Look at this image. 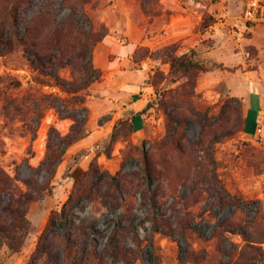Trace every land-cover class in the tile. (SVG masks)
Instances as JSON below:
<instances>
[{"label":"trees","instance_id":"trees-1","mask_svg":"<svg viewBox=\"0 0 264 264\" xmlns=\"http://www.w3.org/2000/svg\"><path fill=\"white\" fill-rule=\"evenodd\" d=\"M92 1L44 0L39 11L28 18L27 14L35 0H0V55L20 51L29 66L37 71L39 83L57 86L63 92V95L47 93L39 98H5L1 114L23 123H26L28 116L33 115L32 120L38 125L45 110L52 108L60 119L72 120L66 134L50 127L46 155L37 167H30L25 160L26 166L32 170L31 177L12 176L0 164V264L3 255L12 256L22 251L33 228L29 217L31 204L43 200L45 192H52L51 181L67 149L89 134L90 108L86 103L89 89L104 73L94 63V48L109 33L104 23L96 26L88 14L86 6ZM152 1L155 0H139L142 10L149 17L159 15L162 10L158 0V10L153 11L150 8ZM64 9L68 11L67 14L58 17L59 11ZM215 21L216 18L207 13L200 29L208 28ZM167 56L171 66L170 74L173 78H178L181 74L186 79L183 84L186 91L181 93L182 98L176 102L167 104L163 97L160 99L167 115L166 136L151 142L152 149H146V144L150 142L146 139L140 145L132 144L131 147L141 151L140 170L133 173L118 171L113 174L101 167L98 158L102 155L111 158L114 145L130 137L132 122L127 118L118 119L110 134L101 142L104 149L94 152L87 169L74 179L61 208L50 212L27 264H108L109 259L114 263L124 264H135L138 260L162 264V256L158 253L159 245L155 241L156 235L184 241L186 247L181 251L186 254L185 260L204 264L208 252L204 246L196 249L192 238V233H195L199 239H203L196 228L197 214L192 210L196 203H191L184 192L179 194L180 187L198 195L200 186L207 185L209 190L216 192L219 206L243 202L249 210L256 207L258 211L252 227L260 223L258 219L264 221L262 208L257 207L259 201L244 200L239 193L228 192L216 174L218 162L211 152L213 140L206 142L204 139L208 119L195 109L191 101L193 93L188 90V85H194V78L201 71L210 69L207 63L211 61L203 57L196 47L182 54H177L173 49ZM62 69H69L71 78H65L61 74ZM226 101L225 106H229L231 100ZM149 107H154L153 102ZM8 109L12 110L13 115L8 113ZM184 110L189 111L188 114L194 116L200 125L199 137L194 141H182L183 132H180V128L187 116L183 115ZM34 134L36 135V131ZM152 150H162L163 153L166 152V157L164 155L165 158L158 161L152 156ZM167 155L179 157L181 162V169L176 170L178 184L169 182L170 186H165L170 181L168 171L171 169L167 164ZM40 178L43 179L42 183ZM137 194L141 198V205L148 207V220L151 222L147 248L137 232L133 201ZM166 196L172 198L169 205L171 214L158 216L155 210ZM95 201H100L112 210H119L118 220L101 250L98 249V239L92 236L98 233L93 219L86 217L75 221L77 211L85 203ZM225 224L219 222L216 226L215 251L220 259L216 263L208 261L207 264H224L222 259L226 254L230 257V264L238 253L236 245L233 244V251L224 249L222 245L223 241H228L225 232H235L227 229ZM237 231L245 233L242 228ZM130 237L133 245H128ZM263 239L259 241L262 242ZM247 240L244 248L248 249L249 256L244 264H264V251L252 245L255 240H251L250 236Z\"/></svg>","mask_w":264,"mask_h":264},{"label":"rangeland","instance_id":"rangeland-1","mask_svg":"<svg viewBox=\"0 0 264 264\" xmlns=\"http://www.w3.org/2000/svg\"><path fill=\"white\" fill-rule=\"evenodd\" d=\"M157 1L151 2L150 8L153 11L158 10ZM43 2L44 0H35L34 6L27 14L28 18L39 11ZM211 2L224 10L230 18L228 29L221 31L220 35L221 43L229 47V51L234 50L232 61L228 65H223L208 59L211 61L207 63L210 69L201 71L194 78V85H188V90L193 93L191 101L194 103L195 109L208 119L204 139L206 142L213 140L211 152L218 162L216 174L225 184L228 192H237L244 200L259 201L257 207H261L262 214H264V120L255 122L253 126L252 123L248 125L249 113L246 101L248 95L234 94L229 86V83L234 87L242 86L241 82H243L244 92H248L249 86L247 78H245L247 71L251 75L257 76L264 86V25H255L244 21L242 18L244 0H212ZM86 10L96 26L104 23L108 27V34L114 35L120 42L129 41L125 28L128 19H133L136 23L139 21L140 27L144 29V34L146 33L150 38L138 43L128 62V68L130 67L131 70L134 68L136 70L146 69L144 71L146 73L145 82L151 86V92L154 95L152 101L154 107L151 112L153 117L145 126V133L142 136L144 138H140L142 140L136 142L138 135H134L132 131L130 137L127 135V140L119 141L114 145L111 158H107L105 155L98 158L101 167L113 174L118 171L138 172L141 167L142 155L139 148L131 147L132 144L140 145L146 139L150 141L146 144V149H152L151 142L159 141L166 136L167 115L164 107L160 104V99L163 97L167 104L176 102L182 98L181 93L186 91V88H183L186 79L181 74L178 78H173L170 74L171 66L167 56V53L173 49L177 54H182L177 51L179 43L156 45L152 36L158 29L162 18L155 21L154 16L156 15L147 16L142 10L139 0H93L86 6ZM67 12L66 9L59 11L58 17L65 16ZM127 12L128 14H126ZM142 13L146 15V18L140 20ZM137 33V31H133L131 35L136 38ZM99 43L94 48V54ZM212 46V42L206 38L198 49L204 57L206 50ZM101 59L98 57L96 59L94 56L96 66L101 62ZM37 74V71L32 69L22 57L20 51L17 50L5 56L0 55V75L2 76V78L0 76V164L12 176H19V178L31 177L32 170L26 166L25 160L30 167L35 168L45 158L50 127L53 126L62 134H66L72 123L71 119H60L52 108L45 110L38 125L33 122V115L28 116L26 123H23L19 119L7 118L1 114V106L5 98H39L47 93L63 95L59 87L45 86L39 83ZM61 74L65 78H71L69 69H62ZM102 80H104L103 77L99 81ZM96 82L91 87H95L93 88L94 96L98 98L99 90L95 86ZM227 99L231 100L229 106H225ZM91 100L93 98L87 100L88 106H90ZM94 103L96 102L94 101ZM7 111L13 115L11 109ZM188 113L190 112L184 110L183 115H187L186 121H182L180 128V132H183V142L194 141L200 134V125L194 116ZM260 116L264 117V111L260 113ZM106 118L105 114L97 115L89 130L91 132L95 130L99 122L103 123ZM103 133L99 134L103 137L98 142L96 139L90 138V140L75 143L67 149L62 162L57 167L56 175L51 181L52 192L49 194L45 192L43 200L34 201L31 204L29 217L33 222V228L22 251L12 256L3 255L1 264H27L37 237L44 229L50 212L61 208L70 193L71 182L87 169L94 152L104 149L102 143L106 137ZM151 153L158 161L166 154L162 150H152ZM167 157V164L169 167L171 166V169L170 171L167 169L170 181H167L165 186L170 183L178 184L176 170L181 169L180 159L170 155ZM40 182H43L42 178H40ZM183 192L189 196L191 203H196L192 210L197 214L196 228L203 235V239H199L195 233H192V238L196 249L204 246L208 252L207 261L204 264H207L208 261L216 263L220 259L219 254L215 251L216 226L219 222L226 223L227 229L235 231H226L225 236L228 241L222 243L224 249H229V251H233V244L238 247V253L230 264H244L246 257L249 256L248 249L244 248L248 242V236L251 240H255L252 241V245L256 249L260 248L264 251V239L261 240L262 242L259 241L264 238V221L258 219L260 223L252 227V221L258 211L256 207L249 210V208H245L243 202L228 204L225 207L219 206L216 192L209 190L207 185L200 186L198 195L189 189L180 187L179 194ZM171 200L172 198H167V196L162 198L160 206L155 210L158 216L171 214L169 210ZM133 201L138 223L137 232L147 248L149 247L148 235L151 226V222L148 220V207L141 205L139 194ZM118 215L119 210H112L100 201H95L85 203L83 208L77 211L75 221L86 217L93 219L98 233L92 236L98 239V249L101 250L118 220ZM238 228L245 230V233H238ZM155 241L159 245L158 253L162 256V264H196L185 260L186 254L181 251L186 247L184 241L179 242L161 235H156ZM128 245H133L131 237L128 239ZM222 261L224 264H228L229 255L226 254ZM108 264H124V262L114 263L109 259ZM135 264L155 263L150 261L143 263L138 260Z\"/></svg>","mask_w":264,"mask_h":264},{"label":"crops","instance_id":"crops-1","mask_svg":"<svg viewBox=\"0 0 264 264\" xmlns=\"http://www.w3.org/2000/svg\"><path fill=\"white\" fill-rule=\"evenodd\" d=\"M211 1L160 0L162 11L159 15L154 16V19L155 21L162 19L152 36L156 45L162 46L177 42L179 43L177 51L183 53L185 49L198 48L207 38L213 46L206 50L204 57L228 65L232 61L234 50L229 51V47L221 43L220 32L228 29L231 21L228 14ZM207 13L213 15L216 21L202 30L200 24ZM145 18L146 15L142 13L140 20ZM125 28L129 38L128 42H120L114 35L108 34L96 47L94 56L96 59L97 57L102 58L97 67L103 70L104 80L94 84L99 90L98 98L94 96L93 88L95 87L90 86L87 100L91 98L93 100L90 101L89 106L88 128L91 127L97 115L105 114L107 118L103 123L99 122L95 130L92 132L89 130L88 136L78 142H84L90 138H94L98 142L103 137V135H99L103 133V130L105 131L103 134L107 137L115 122L120 118H127L132 122L133 133L138 135L137 142L142 140L140 138H144L142 136L145 133V126L153 117L151 113L153 107H149V105L152 103L154 95L151 92V86L145 82L146 73L144 71L146 69L136 70L134 68L131 70L130 67L128 68V62L138 43L150 38L146 33L144 34V29L140 27L139 21L136 23L133 19H128ZM133 31L138 32L136 38L131 35ZM245 78H247L249 86L248 92H244L243 82H241L242 86L234 87L230 83L229 86L234 94L248 95V99L246 98L249 113L247 124L252 123L253 126L255 122L264 120V117L260 116V113L264 111V86L257 76L251 75L248 71ZM73 182L74 180L71 182L72 185Z\"/></svg>","mask_w":264,"mask_h":264},{"label":"built area","instance_id":"built-area-1","mask_svg":"<svg viewBox=\"0 0 264 264\" xmlns=\"http://www.w3.org/2000/svg\"><path fill=\"white\" fill-rule=\"evenodd\" d=\"M242 18L247 23L264 25V0H244Z\"/></svg>","mask_w":264,"mask_h":264}]
</instances>
